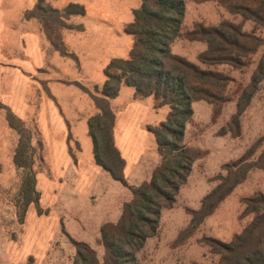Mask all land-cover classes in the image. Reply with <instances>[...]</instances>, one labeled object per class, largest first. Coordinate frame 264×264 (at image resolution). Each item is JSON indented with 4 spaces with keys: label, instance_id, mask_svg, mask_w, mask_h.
Listing matches in <instances>:
<instances>
[{
    "label": "trees",
    "instance_id": "1",
    "mask_svg": "<svg viewBox=\"0 0 264 264\" xmlns=\"http://www.w3.org/2000/svg\"><path fill=\"white\" fill-rule=\"evenodd\" d=\"M140 1V6L133 10V20L124 28L125 33L133 38L129 57L115 58L106 65V80L101 86L100 96L92 94L80 82L72 83L88 94L98 108V112L88 120V134L93 142L96 164L132 194L131 201L123 204L118 222L107 223L101 229L102 260L89 244L70 239L76 248L75 264H139L140 251L149 239L158 234L163 210L174 207L194 164L202 158L199 150L185 143L187 124L195 113L193 104L206 102L221 107L235 102L236 113L231 117L229 133L238 137L241 134L239 118L245 114L264 81V39L256 34L259 29L264 30V0ZM187 2H216L234 18H240V22L223 19L217 26H205L200 22L183 31ZM39 11L57 15L61 28L84 31L83 25L67 24L70 17L86 15V7L82 4L71 3L63 10H57L46 6L44 0H36L35 7L24 16L33 19ZM246 22L255 25L251 32L244 29ZM179 38L207 44L206 51L198 55V60L208 69L172 52L171 45ZM65 47L54 45L64 57H73L75 54L69 53ZM218 65L231 66L240 71L252 65L255 67L244 85L210 69ZM231 84L236 86L234 90ZM123 85L132 88L137 99L152 97L156 110L163 107L170 109L163 122L155 127L148 126V131L156 140L160 162L152 179L138 187L127 184L125 160L114 143L115 114L111 101L118 97ZM8 112L10 125L21 137L14 154V164L25 171L22 182L24 210L19 220L23 224L31 204L36 206L40 215L45 212L40 208L41 195L36 188L37 172L33 158L36 148L32 137L23 129L25 122ZM261 141L264 137L256 144ZM39 146L42 149L43 145ZM254 147L241 159L225 165L227 175L221 178V184L216 189L203 198L198 211L188 210L192 217L191 232L215 213L236 186L246 180L251 169L258 167L264 170V164L246 163ZM260 160L264 162V153ZM244 204L245 214L254 217L241 233L234 235L230 243L206 238L213 253L220 257L218 264H264V194L247 198ZM27 264H35L34 259L29 258Z\"/></svg>",
    "mask_w": 264,
    "mask_h": 264
},
{
    "label": "rangeland",
    "instance_id": "2",
    "mask_svg": "<svg viewBox=\"0 0 264 264\" xmlns=\"http://www.w3.org/2000/svg\"><path fill=\"white\" fill-rule=\"evenodd\" d=\"M44 1L46 6H51L57 10H63L71 3L82 4L86 7V15L78 18L77 23L81 24L72 22L73 17H70L67 21L69 25H83L84 32L74 35L67 34V32L73 31L60 27V18L57 15L39 11L33 19L37 20L41 26L44 48L60 54L54 48V45L64 48L66 46L64 39L66 38L65 41L68 42L69 47L66 46L65 50L76 55V57L74 55L68 58L61 55L63 57L57 59L53 57L50 61L52 65L49 66L51 74L53 75L54 71L57 75L72 80L78 76L82 82L86 83V85L83 84L85 88L92 94L100 96L101 86H103L105 79L104 69L106 64L115 58L127 59L129 57L133 38L125 33L124 28L126 24L133 20V10L140 6L141 1ZM201 6L204 7L203 4L189 3L187 5V10L190 7L189 16H193L195 8L201 9ZM201 14L204 16L203 20L206 23L211 22V25H216L217 22L215 21L223 19L240 22V18H234L223 7L221 8L215 4L203 9ZM197 16L198 14H195L194 17H190L188 25H191L194 21H199L194 20L197 19ZM254 27L253 23L246 22L244 29L251 32ZM256 34L264 39V30L259 29ZM61 41L65 46L62 45ZM201 45L205 46V44L197 43L196 49L184 38H179L175 45L177 49L172 48V51L201 66L200 61L195 56ZM202 67L204 69L209 68ZM254 67L255 65H252L249 69L240 71L231 66L218 65L210 67V69L220 71L222 74L246 85ZM41 77L48 78L49 76L43 75ZM81 81L79 82L81 83ZM50 87L54 93L66 102L74 96L90 99L93 104V111H95L94 115L98 112L92 98L79 87L75 85L65 86L62 81L51 82ZM230 87L232 90L236 88L234 84H231ZM122 89H125V91H131V89L129 86L123 85L121 95L117 100L127 104L130 95ZM116 103L114 104L115 107ZM150 108L145 122L150 123L151 126L154 123L157 126L163 121L166 113L169 112L168 107L159 112H155L152 107ZM193 108L195 114L187 124L185 143L199 150L202 153V158L196 161L188 182L181 188L177 203L172 209L163 210L158 234L149 239L146 247L140 251L138 255L139 264H218L220 257L213 253L214 250L208 244L206 238L230 243L234 235L241 233L254 217L252 214H245L244 200L258 193L264 194V170L255 167L248 172L246 180L241 185H237L234 191L218 206L215 213L191 232L190 220L192 217L188 210L198 211L203 198L221 184V178L227 175L226 170H224L226 164L241 159L254 145V152L246 163L264 164L260 160L262 153H264V141L256 144L258 140L264 137V81L245 114L239 118L241 134L238 137H234L229 133L231 117L236 113L235 102L226 103L221 107H214L205 102H196ZM70 122H74V133L83 139L84 136L80 133L81 122L72 120ZM23 129L32 137V144L36 148L33 157L35 171L37 172L36 179L40 177V174L47 177L50 168L46 160L44 147L42 146L41 149L39 146L42 142L38 136L35 119H29L24 124ZM84 134L86 135L85 139L89 140L88 155H90L93 153L92 143L86 131ZM20 140L19 133L10 125L8 110L0 104V264H27L29 258H31L24 254V245L27 241L24 238V233L28 228V224L25 223L27 218L23 222L25 225L19 222L24 210L22 182L25 171L15 166L14 154ZM70 145L73 155L81 150L79 149L81 147L80 143L73 136H71ZM147 152L149 158L154 157L155 153L157 154L155 140L153 142L150 140L147 143ZM83 153L87 154L86 150H83ZM30 206L33 216L37 220L39 213L36 206L33 204ZM42 210L45 212L44 215L48 214L46 208ZM42 218L46 220V216ZM32 226H35V223ZM65 244L66 246L61 248L60 252H64V255L70 259V263L74 261L75 264L76 248L71 240H67ZM94 249L98 254V258L102 260L104 249L101 242H98Z\"/></svg>",
    "mask_w": 264,
    "mask_h": 264
},
{
    "label": "crops",
    "instance_id": "3",
    "mask_svg": "<svg viewBox=\"0 0 264 264\" xmlns=\"http://www.w3.org/2000/svg\"><path fill=\"white\" fill-rule=\"evenodd\" d=\"M189 3L196 4L193 2L186 4L183 31L191 29L195 23L217 26L222 21H215L217 24L211 25V22L206 23L203 20L204 16L201 14L203 9L214 4L218 6L216 2H207L196 4L204 5L201 9L195 8V14L198 16L194 20L199 21L188 25L190 17L195 16V14L189 16L190 7L187 10ZM35 5L36 0H0V104L25 123L31 118L35 119L38 136L50 168L47 177L40 174L36 181L37 191L41 195L40 208H46L48 214H38V219L35 220L31 206L29 210L27 209V219L25 218L26 221L24 219L26 225L28 224L24 233V238L27 239L24 254L33 258L36 264H74V261L70 263L64 252H60L61 248L66 246L67 240L87 243L94 249L101 241L102 227L107 223L118 222L123 204L131 201L132 194L121 183L113 180V177L94 160V146L88 134V120L95 113L92 101L74 96L66 102L52 91L51 82L62 81L65 86L70 87L73 86L72 83L81 80L78 76L73 80L62 77L54 71L53 75L51 74L49 69L52 65L51 59L63 56L44 48V37L39 22L25 18L24 14ZM78 18L81 17H73L72 22L81 24L77 23ZM78 33L82 32H67L73 35ZM65 39L64 43L69 47ZM176 41L171 45V50L176 48ZM186 41L195 48L197 43L205 44L201 41ZM49 48L52 49L51 46ZM206 48L207 44L199 47L200 50L198 49L195 55L197 59ZM202 66L204 65L201 64ZM43 75L49 77L42 78ZM105 80L106 77L104 82ZM81 83L86 85L85 82ZM130 89L131 91L122 89L130 95L127 104L117 101L121 95V88L118 97L111 101L115 114L113 136L115 146L125 160V180L129 186L138 187L152 179L153 172L160 162L157 144V154L155 153L154 157L149 158L147 152V143L155 140L153 134L148 131L151 124L145 122L148 112L150 107L155 112L165 107L156 110L152 97L137 99L135 91ZM71 120L81 122L80 133L84 136L83 139L74 133V122H70ZM155 126L154 123L151 127ZM85 131L92 143L93 153L90 155L89 140L85 139ZM70 136H73L81 146L79 148L81 150L74 155ZM83 150H86L87 154H84ZM43 216H46V220L42 218ZM34 223L35 226H32Z\"/></svg>",
    "mask_w": 264,
    "mask_h": 264
}]
</instances>
